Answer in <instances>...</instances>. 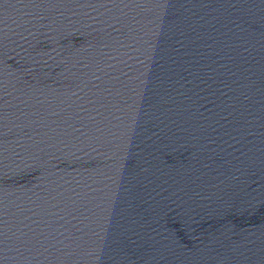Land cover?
<instances>
[{"label":"water","instance_id":"obj_1","mask_svg":"<svg viewBox=\"0 0 264 264\" xmlns=\"http://www.w3.org/2000/svg\"><path fill=\"white\" fill-rule=\"evenodd\" d=\"M0 264H264V0H0Z\"/></svg>","mask_w":264,"mask_h":264}]
</instances>
